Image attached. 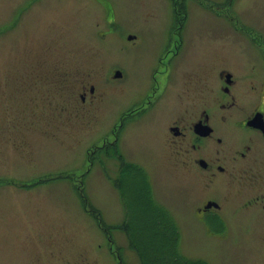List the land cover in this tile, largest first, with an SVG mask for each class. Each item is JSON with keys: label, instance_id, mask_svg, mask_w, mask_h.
Returning <instances> with one entry per match:
<instances>
[{"label": "rangeland", "instance_id": "1", "mask_svg": "<svg viewBox=\"0 0 264 264\" xmlns=\"http://www.w3.org/2000/svg\"><path fill=\"white\" fill-rule=\"evenodd\" d=\"M261 59L264 0H0V264H264V215L242 193L264 195V177L220 180L226 210L207 217L196 155L167 131L206 64L256 76ZM170 61L180 92H163ZM135 176L160 219L133 208Z\"/></svg>", "mask_w": 264, "mask_h": 264}, {"label": "flooded vegetation", "instance_id": "2", "mask_svg": "<svg viewBox=\"0 0 264 264\" xmlns=\"http://www.w3.org/2000/svg\"><path fill=\"white\" fill-rule=\"evenodd\" d=\"M163 62L159 61L160 64ZM172 63L173 61L164 64L168 72H164L167 75L163 92L169 87L180 92L185 86V82L176 75V72L180 71V65ZM206 65L208 67L199 71L196 82L190 88L196 93L195 100L183 101L185 92L182 97L178 95L174 107L171 108L170 113L173 115L168 122L167 131L172 138L173 146L181 151L180 148L188 144L189 150L196 155L194 158L196 178L203 180L201 183L207 190L198 210L207 217H213L217 214H212V211L219 214L226 210L215 199L217 197L214 192L220 180L224 179L227 183L240 174L245 179L246 186H249L264 177H255L254 172L255 164L264 161L261 159L264 157V60L261 59L257 65L250 64L252 68L249 71H257L256 76L244 75L248 69L242 70L240 76L236 68L231 70L225 65L215 75L217 66L214 62ZM157 72L155 68L152 75L154 79ZM90 92L94 95V88L90 89ZM148 93L144 95L138 93L132 98L131 105L134 106V110L137 109L131 111L132 116L140 114L139 105L145 103ZM253 98L255 101H251ZM81 99L86 102L87 92L82 94ZM244 100L246 102H243ZM147 102L150 103V100ZM187 115H190L191 120L186 119ZM228 126H233L240 137L236 146L228 145L230 143L227 140L230 139ZM207 130L208 135L201 134ZM211 146L214 148L213 151L210 149ZM228 152L230 155H227ZM238 164H241L240 168ZM249 189L242 192L246 198L243 209L258 210L264 215V195H258L260 193H256V190ZM225 200L229 199L226 197ZM209 203L217 204L218 208L207 209Z\"/></svg>", "mask_w": 264, "mask_h": 264}, {"label": "trees", "instance_id": "3", "mask_svg": "<svg viewBox=\"0 0 264 264\" xmlns=\"http://www.w3.org/2000/svg\"><path fill=\"white\" fill-rule=\"evenodd\" d=\"M128 187L132 192L134 191L135 205H133V208H135L139 217L141 216L140 217L141 219L142 217L146 218L145 222L151 221V220L154 221L153 219L154 217H156L157 219H160L158 218L159 215L156 214V210H154V208L151 207V204H150L151 202L149 201V198L147 197L146 182H143V180H141V178H139L138 176L131 177V183L128 184ZM132 219H133V223L137 222V226H141V221L140 222L135 221V220H138L136 215H134ZM167 259L172 260L169 257H167ZM163 263L167 264L166 261ZM190 264H206V263L201 262V261H195V262H190Z\"/></svg>", "mask_w": 264, "mask_h": 264}, {"label": "water", "instance_id": "4", "mask_svg": "<svg viewBox=\"0 0 264 264\" xmlns=\"http://www.w3.org/2000/svg\"><path fill=\"white\" fill-rule=\"evenodd\" d=\"M132 39H134V37H129V40H132ZM115 78H117V79L118 78H122V73L120 71L116 72ZM201 134L205 136V135H208L209 132L207 130V132H205V133L201 132ZM212 207L218 208V205L215 204V203H209L208 206H207V209H210Z\"/></svg>", "mask_w": 264, "mask_h": 264}]
</instances>
